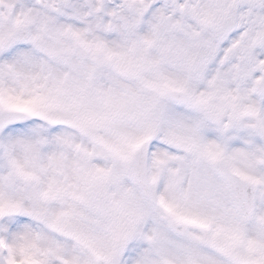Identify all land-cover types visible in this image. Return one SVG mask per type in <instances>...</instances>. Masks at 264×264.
Listing matches in <instances>:
<instances>
[{
  "label": "snow or ice",
  "instance_id": "1",
  "mask_svg": "<svg viewBox=\"0 0 264 264\" xmlns=\"http://www.w3.org/2000/svg\"><path fill=\"white\" fill-rule=\"evenodd\" d=\"M0 264H264V0H0Z\"/></svg>",
  "mask_w": 264,
  "mask_h": 264
}]
</instances>
